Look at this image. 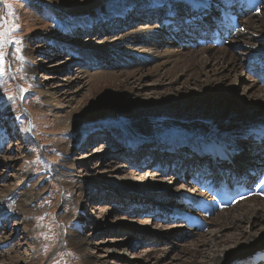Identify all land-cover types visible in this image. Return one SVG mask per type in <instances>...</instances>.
<instances>
[{
  "label": "rangeland",
  "instance_id": "obj_1",
  "mask_svg": "<svg viewBox=\"0 0 264 264\" xmlns=\"http://www.w3.org/2000/svg\"><path fill=\"white\" fill-rule=\"evenodd\" d=\"M118 3L119 0H0V17L4 21L0 23V53H3L0 61V200L4 199L7 207L6 215L0 219V264L8 262L9 257L24 260L21 264H88V261L94 264H146L143 258L154 252L160 254L161 250H169L162 264H178L183 260V257H177L182 243L191 247V241L198 237L195 232L199 230H194L193 236L189 234L180 240L176 236L159 234L180 224L183 228V223L157 219V216L146 214L148 208L145 206L123 211L124 205L134 203L137 196V200L142 199V204L165 206L173 196L168 194L164 200L163 193L184 191L189 186L188 180L180 179L176 175L178 172L162 173L153 168L157 153L150 154L152 162L143 167L125 162L126 156L130 158L136 153L124 152V156L123 151L113 150L114 134H119L114 137L124 140L125 144L129 142L126 136L120 137L126 134L125 128L112 132L103 129L102 134L93 131L86 140L85 133L99 124L92 125L87 119L80 118L79 113H68L69 108L78 105L80 100L85 107L96 102L93 118L102 116L104 109L100 102L113 98L116 92L124 93L114 91L109 82L103 81L104 78L93 83L94 73L116 70L122 67V63L132 70L134 62L139 60L136 53L154 54L159 51L161 54H173V50L179 48L176 45H171L172 50H167V45L155 48L144 43L143 39H130L128 32H142L160 24L153 23L152 17L142 20L148 17L142 16L145 11L142 9L138 11L140 14L132 15L136 8H131L126 14L130 20L126 22L124 16H116L110 19L114 21L112 24L109 22L111 26H107L111 9ZM180 5L182 3H177ZM91 16H95L93 22L82 26L81 19ZM56 24L61 27H55ZM118 36L121 39L116 40ZM71 41H75L80 49L88 46L95 49L107 43L113 44L114 48H105L109 53L107 62L93 67V63L73 57L77 55L71 53L72 48L65 44ZM236 54L242 64L238 73L227 76L208 74L210 78H219L217 89L222 99L236 100L234 108L237 111H257L261 116L258 121L264 122V103L255 97L245 96V89L243 91L244 81L249 82L250 69H245V64L249 63L245 62L247 54L239 48ZM156 57L159 62L165 60L164 57ZM166 68L167 65L160 69L158 75H162ZM83 72L91 76L90 81L86 78L88 76L82 75ZM80 76L84 77L81 79ZM143 76L138 83H131L138 94L134 97L136 104L149 96L152 88L160 92L154 94L156 97L167 96L162 94V86L156 85V74L146 77L144 72ZM182 81L180 79L175 84L181 86ZM37 84L42 88L38 89ZM189 87L200 91L198 85ZM46 88L52 93L49 96L51 100L44 94ZM63 92H66L62 95L64 99L60 96ZM152 111L168 116L172 114V109L161 106ZM145 124L139 123L137 127L142 130L141 137L149 135V129L153 127L149 121ZM233 124L234 120L226 121L225 127ZM83 131L82 141L78 140V134ZM231 137L228 143L243 140L240 131ZM137 141L141 142V147L143 142ZM194 142L200 143L198 140ZM108 152L110 156L118 154L111 159V173L100 165L104 156H109ZM244 158L242 155L241 160ZM62 178H66V182ZM107 185H112L115 191ZM20 189L32 197L25 210L12 205L15 200L11 202ZM121 193L129 194L127 201L120 200ZM14 213L16 217H13ZM74 228L82 237L84 250L70 241L68 243ZM215 228V225H210L208 230ZM235 233V229H229L223 236L229 238Z\"/></svg>",
  "mask_w": 264,
  "mask_h": 264
},
{
  "label": "bare ground",
  "instance_id": "obj_2",
  "mask_svg": "<svg viewBox=\"0 0 264 264\" xmlns=\"http://www.w3.org/2000/svg\"><path fill=\"white\" fill-rule=\"evenodd\" d=\"M212 1L223 0H211V2ZM67 3L75 5L70 2ZM132 5L133 7H131ZM211 5L212 4L210 3L209 8L202 12L192 13L190 6L182 3V6L188 9L189 12L186 17L181 18L178 23L167 24V28L154 25L155 27L149 30L142 32L135 30L127 33L129 36L131 35L130 39L132 41L143 39L144 43L152 44L155 48L163 45L168 46L166 48L167 50H172L170 49L171 45L179 46V48L173 50V54H161L159 51L154 54L136 53V57L139 60L134 62V69L132 70L127 69L126 64L122 63V67L117 68L116 70L99 74L94 73L92 76L93 83H98L104 78L103 81L109 82L108 85L110 88L114 91H124V93L120 94L116 92L113 98H105L104 102H100L103 103L102 109H104V113L102 116L96 118H93L95 116L93 113H95V110L97 109L95 108L97 106L95 105L96 102H91L93 103L92 105L85 107L83 106L84 103L82 104L79 100L78 105L69 108L70 111H68V113H79L80 118L87 119L89 122L93 123L92 125L99 124L98 126L93 127L92 131L85 133L84 138H86V140H88V136L93 131L102 134L103 129L112 132L120 128H125L127 131L126 134L121 135L120 137L126 136L127 140H129L126 144L124 140L118 139L119 137H114L115 135L119 136V134L110 133L114 134V141L112 140L115 145V148L113 149L114 151L121 150L123 151L122 154L124 156H126L124 152H127L128 154L136 153L133 155L136 157H138L140 153L153 155L157 153L159 155L163 154L165 157L178 154V156L183 159L181 169H183V166L187 165V162L185 161L190 160L192 154H195L194 157H197L198 159L202 156L200 153H196L192 149L177 146L176 142L180 143L184 141L194 142L198 140L200 143L206 142L209 145L221 142L225 144L226 147L236 149L239 153L231 157V160L226 163L228 167H238L242 164L250 163V161H252L250 160L251 155L253 161L264 162V155H262L264 154V145L261 146L259 143L253 141L250 134L251 129H256L260 127V125H264V122L260 123V121H258L261 118L260 113L257 111H237L234 108L237 104L236 100H233L232 98L224 100L218 95L217 88L218 85H220L219 78L217 76L210 78L208 74L209 72L213 75L224 74V76H227L232 73H238V70L242 68V64L240 58L236 54V50L237 48L244 50L247 54V60L245 62H249L245 64V69L249 67L248 69L250 70L248 71L249 82L243 80L245 82L243 85V91L245 89V96L255 97L257 100L260 99L261 103H264V88L261 86L264 70V5L259 12L250 13L248 16L242 18V27L229 39L228 43L224 46L222 45L223 47L220 46L219 49L214 46H199L196 44L197 37L195 32H197L199 26H201V28L204 26V24L197 21V18L192 24L183 23V20L185 19L204 15L211 8ZM131 8H136L132 15H135L136 12L138 14V11H140L139 9L145 10L143 11L142 16H149L150 13L156 9L150 6L148 0H119L118 5L111 9L110 15L107 18V26H111L109 22L112 24L114 21L110 19L116 16H124L126 22L130 20V17L126 16V14L131 11ZM173 8L176 11L177 3L173 4ZM162 11L167 14L168 9L162 8ZM208 15H211V11ZM209 16H207V18H209ZM94 19L95 16H91L89 19L82 18L81 25L86 27L88 24H91ZM125 27L126 26H124V28ZM190 28L192 33H186L184 29L189 30ZM119 39H121V36H118L116 40ZM122 41L125 42L126 39H123ZM59 42H61V40ZM65 44H68L69 47L72 48L71 53L77 55L73 56L74 58L78 57L83 59V61H86V63H93V67L103 65L105 61L107 62V56L109 53L105 48L109 50L113 47V44L107 43L104 47L99 46L94 49L88 46L80 49L79 46L75 45V41L65 42ZM156 56L161 58L164 57L165 60L162 61L163 63L159 62V59ZM166 65V71L162 73V75H158V73H161L160 69ZM144 69L146 70L142 71ZM144 72H146V77H153L155 74L158 76L156 85L162 86V94L164 96L167 95L166 97H156L154 94H156L158 90L149 88L151 90V95L149 94V96L140 100L139 104L135 103L137 99L135 100L134 97H138V94L135 93L136 90L131 86V83H138V81L142 80ZM83 74L85 73L83 72L82 75ZM84 76H88L86 78H89V81L91 80V76L89 77L87 72ZM84 76H80V78L82 79ZM180 79H183L181 86L180 84H175ZM196 85L199 87V92H197L196 90L198 89L194 87ZM37 86L38 89L42 88L39 84H37ZM189 86H193L195 91ZM65 93L66 92L60 94L62 99H64L62 95H66ZM44 94L47 96L48 100L52 99L49 97L50 94H52L50 93L49 88L45 89ZM157 94H160V92L158 91ZM175 98L179 99L177 101L172 100ZM181 103H183V105ZM157 106H161L167 110L172 109L171 116L164 115L158 111H152V109H155ZM229 120H234V124L225 127V122ZM146 121H149L151 123L150 126L153 127L149 129V135L141 137L142 130L141 128L137 129V127L139 126V123L145 126ZM239 131L243 135V140L241 139L240 141L238 140L228 143V141L232 139L231 135ZM83 133L84 131L78 134V140L82 141L83 138L81 135H83ZM163 137L174 140L165 142L164 144V142L159 140ZM94 139H96V137ZM136 140H141L143 142L141 147V142H136ZM247 147H249V149ZM244 150L249 151L244 152ZM107 154L109 156H104L100 165H103L104 169L111 173L113 169L111 167V159L118 154L111 156V153L108 152ZM242 155H245V163L241 160ZM260 155L262 158L259 157ZM126 157L129 158V156ZM130 158H132V156ZM126 161L127 160H125V162ZM241 168L242 170L245 168L247 169L244 165L241 166ZM184 176L186 177V174H184ZM62 181L66 182V178H62ZM107 186H110L111 189L114 188L112 185ZM8 190L9 189H6V191ZM113 190L115 191V189ZM188 192H192V190L188 189ZM72 193L74 194L73 191ZM126 194L127 193H121L120 200L127 201L129 194ZM168 194L170 197L173 196L174 200V193L170 194L168 192L163 193L162 196L164 200L167 199L165 197ZM108 195L110 197V194ZM1 197H3V195ZM6 197H8V195H6ZM137 197L134 198V203L127 202L128 204L124 205V212H127L128 208L132 210L134 208L139 209L140 207L145 206V204L140 202L142 199L137 200ZM31 198L30 194H27V192L20 189V191L11 199V202L15 200L12 205L25 210V208L29 206V202L32 201ZM160 200L163 201L162 198ZM260 201H262V199L252 196L246 200H242V203L239 205L238 203L240 202H237L235 204L236 207H234V205V208L231 207V210H229V207L228 209L221 210L220 212L209 216L206 218V222L210 225H215L216 228L215 230H208V228L207 230L209 232L205 231L207 233L203 232L204 229H199L198 232L194 231L195 228L186 230L184 227L181 228L180 226H182V224H180L177 228L169 227V229L167 228L168 230L160 232L159 234L162 235L163 233L171 235V237L176 236L177 239L180 240V238L189 234H192L193 236L194 233L192 232L198 233V237L191 241V247L182 243L181 250L178 251L177 257H183V260L178 264H263L264 249L258 251L259 248L264 246V202ZM170 202L171 201H168L167 203ZM178 206L181 205L178 204ZM70 209H72V206H70ZM6 211V202L4 199H1L0 219L6 215ZM162 214L168 215L167 207L162 209ZM16 216L17 214L14 213L13 217ZM24 224H27V222L24 221ZM229 229H235L236 233L229 236V238L224 237L223 233ZM78 233V229L75 230L74 228L73 236L68 238V243L70 241L80 250H84L82 237L78 235ZM182 247L185 248L182 249ZM168 252L169 250H161L160 254H156L155 252L151 253L146 258H143V262L146 261V264H162L161 262L164 260V257ZM8 259V262L5 264H21L24 261L20 259L12 260L10 257ZM88 264H94V262L90 263V261H88Z\"/></svg>",
  "mask_w": 264,
  "mask_h": 264
},
{
  "label": "snow or ice",
  "instance_id": "obj_3",
  "mask_svg": "<svg viewBox=\"0 0 264 264\" xmlns=\"http://www.w3.org/2000/svg\"><path fill=\"white\" fill-rule=\"evenodd\" d=\"M148 2L150 3V6L153 8H167V16L171 17L173 19L171 20H165L166 24H175V17L177 16V13L175 11V9L173 8V4L174 3H184L186 5L190 6V10L192 13H199L202 12L204 10H206L211 3V0H148ZM225 3L230 2V0H224ZM257 12H259V8H257ZM9 15H13L12 12L8 13ZM196 20V17L193 16L192 18L189 19H185L183 20V23H188V24H192L194 23ZM3 18L0 17V23H3ZM55 27L60 28L61 25L60 24H56ZM16 43H20V41H16ZM19 51V50H17ZM3 59V53H0V61H2ZM27 91V90H25ZM9 100H11L12 98L9 97ZM19 119V118H17ZM233 153H235L236 149H232ZM181 187H183V185H181ZM255 187L257 188H262V191H264V179H260L259 182L255 185Z\"/></svg>",
  "mask_w": 264,
  "mask_h": 264
},
{
  "label": "water",
  "instance_id": "obj_4",
  "mask_svg": "<svg viewBox=\"0 0 264 264\" xmlns=\"http://www.w3.org/2000/svg\"><path fill=\"white\" fill-rule=\"evenodd\" d=\"M261 249H264V246H263V247H261V248H259V249H258V251H259V250H261Z\"/></svg>",
  "mask_w": 264,
  "mask_h": 264
}]
</instances>
